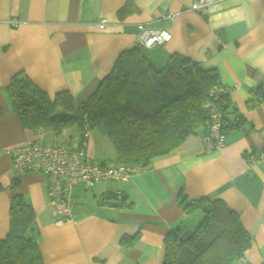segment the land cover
<instances>
[{"label": "crops", "instance_id": "crops-1", "mask_svg": "<svg viewBox=\"0 0 264 264\" xmlns=\"http://www.w3.org/2000/svg\"><path fill=\"white\" fill-rule=\"evenodd\" d=\"M192 1L0 0V240L9 232L12 199L20 194L34 210L31 235L44 264H161L165 236L176 230L188 235L201 220L199 210L186 214L177 205L182 191L189 199L222 200L250 235L244 259L264 261V161L250 166L245 160L264 150V102L247 105L251 90L264 88V0H220L204 15L190 10ZM101 20L106 21L102 29ZM139 24L171 34L169 42L145 49L153 63L161 66L173 55L188 58L215 72L230 89L224 99L226 143L220 151L206 152L203 126L128 181L110 180L91 189L77 185L72 221L57 225L47 179L25 173L13 189L7 150L33 140L69 145L80 129L59 135L50 128L23 129L6 86L24 72L51 100L66 91L80 104L117 55L137 46ZM108 142L89 133L88 158L117 164ZM113 201L119 206H109Z\"/></svg>", "mask_w": 264, "mask_h": 264}, {"label": "trees", "instance_id": "trees-1", "mask_svg": "<svg viewBox=\"0 0 264 264\" xmlns=\"http://www.w3.org/2000/svg\"><path fill=\"white\" fill-rule=\"evenodd\" d=\"M216 81L215 72L179 55L158 66L137 45L117 55L109 73L80 104L66 91L51 100L24 72L16 73L5 91L23 129L50 128L59 135L75 126L83 140L86 126L89 133L95 131L109 141L117 164L139 171L204 126L203 105ZM224 99L220 98L223 114ZM263 102L264 88L251 90L248 107ZM18 183V178L13 179L11 187L15 189ZM176 202L186 214L199 210L201 220L188 235L176 230L165 236L161 264H240L251 238L234 211L220 199H189L182 191ZM9 224L8 234L0 240V264H44L31 235L34 210L20 194L12 199Z\"/></svg>", "mask_w": 264, "mask_h": 264}, {"label": "built area", "instance_id": "built-area-1", "mask_svg": "<svg viewBox=\"0 0 264 264\" xmlns=\"http://www.w3.org/2000/svg\"><path fill=\"white\" fill-rule=\"evenodd\" d=\"M219 1L193 0L190 10L204 15ZM10 23L15 25L14 21ZM105 24L106 21L101 20L98 26L102 29ZM137 29L135 41L146 50L163 45L171 39V34L166 29L148 28L143 24H139ZM229 94L230 89L216 81L209 91V99L203 105L206 119L202 143L206 152L220 151L226 143L220 98ZM84 129L85 139L81 140L78 137L69 145L43 144L40 140H33L12 146L7 150L13 179L29 172L38 173L47 179V191L57 225L72 221L71 199L75 186L81 185L85 189H91L98 183L110 180L125 182L138 172L135 166L115 163L106 165L91 161L86 154V139L89 131L86 126ZM245 160L250 166L264 161V150L259 153H249ZM114 194L117 198L121 197L120 192ZM240 264L249 263L243 257L240 259ZM261 264H264V261Z\"/></svg>", "mask_w": 264, "mask_h": 264}, {"label": "rangeland", "instance_id": "rangeland-1", "mask_svg": "<svg viewBox=\"0 0 264 264\" xmlns=\"http://www.w3.org/2000/svg\"><path fill=\"white\" fill-rule=\"evenodd\" d=\"M76 128L77 127H73V128H71V129H68L70 132H76ZM91 135H97L98 133L97 132H95V131H91V133H90ZM73 137H75V136H73ZM52 139V138H51ZM76 139V137L75 138H73L71 141H74ZM48 142H49V144H51L52 143V140H47ZM76 141V140H75ZM53 144V143H52ZM108 148H109V150H111L110 152H111V154H114L115 152H114V149H113V147L111 146V144H109V142H108ZM107 155H108V153H106ZM106 165H110V163H108L107 162V164ZM196 229V228H195ZM194 229V230H195ZM194 230H191L192 232L194 231ZM185 250V252H189V249H184ZM190 254V253H189ZM190 257H187L186 259H189Z\"/></svg>", "mask_w": 264, "mask_h": 264}, {"label": "water", "instance_id": "water-1", "mask_svg": "<svg viewBox=\"0 0 264 264\" xmlns=\"http://www.w3.org/2000/svg\"><path fill=\"white\" fill-rule=\"evenodd\" d=\"M109 203V202H108ZM109 206H119V203L116 201L110 202Z\"/></svg>", "mask_w": 264, "mask_h": 264}]
</instances>
